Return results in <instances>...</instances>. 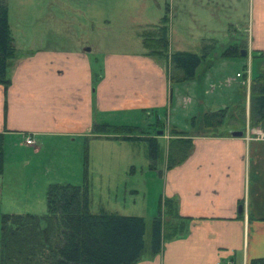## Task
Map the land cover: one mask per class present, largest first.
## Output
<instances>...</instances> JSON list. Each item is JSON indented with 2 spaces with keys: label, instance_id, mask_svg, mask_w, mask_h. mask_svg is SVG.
Segmentation results:
<instances>
[{
  "label": "crops",
  "instance_id": "crops-1",
  "mask_svg": "<svg viewBox=\"0 0 264 264\" xmlns=\"http://www.w3.org/2000/svg\"><path fill=\"white\" fill-rule=\"evenodd\" d=\"M234 1L191 0L233 8L239 0ZM248 4V38L235 44L239 54L219 59L215 52L213 58L209 49L195 77L180 82H171L167 58L145 52L105 53L102 59L92 57L88 47L17 52L7 68L10 82L0 83L4 134L0 213L43 209L32 198L35 190L16 186L18 174L8 176V171L18 169L17 159H9L5 146L9 136L20 135L25 145L40 151L42 135L90 133L96 110L141 109L160 117L163 109L171 128L187 130L193 146L187 158L172 167L167 164L168 150L164 156L166 185L159 200L164 210L162 247L157 253L146 249L135 264H264V118H258L254 104L259 85L264 84V0H248ZM184 91L197 99L186 107L185 118L226 106L233 115L220 128L205 129L200 122L184 126L185 118L172 113L174 97ZM190 96L184 95V100L192 102ZM233 129L243 134L233 135ZM26 135L36 143L27 144ZM30 162L27 159L25 164ZM166 199L176 207L174 218L170 219ZM172 225L182 227L169 237Z\"/></svg>",
  "mask_w": 264,
  "mask_h": 264
},
{
  "label": "rangeland",
  "instance_id": "rangeland-1",
  "mask_svg": "<svg viewBox=\"0 0 264 264\" xmlns=\"http://www.w3.org/2000/svg\"><path fill=\"white\" fill-rule=\"evenodd\" d=\"M7 2L9 23L18 54L37 48L63 50L77 47H90V55L99 59L105 53L141 54L146 51L142 42L143 29L159 23L166 11L170 17L171 50L187 49L202 53L203 44L210 43L211 57L215 58V52H218L217 58L223 59L232 44L244 43L248 38V0H239L234 8L229 5L217 6L212 2L202 6L200 3H192L191 0ZM176 87H179L178 83ZM199 90L201 94L202 91ZM186 92L174 97L173 117L179 115L185 118L186 107L196 103L194 94L191 91ZM187 94L191 95L192 102L184 100L183 96ZM193 114L185 118L186 122L181 120L182 124L186 123L184 126L193 127ZM159 115L160 117L156 112L148 113L141 109L96 110V122L90 133L71 136L42 135L39 139L40 151H34L32 145H25L20 135L9 136L5 146L9 159H17L15 165L18 164V169L8 171V176L11 174L13 178L18 174L19 182L16 186L35 190V197L32 198L40 204V208L43 207L36 213L47 210L46 191L50 182L80 184L87 178L91 211L143 215L146 219V249H149L154 216L158 212L159 200L166 185L163 175L164 156L170 139L175 135L167 123L170 118L166 110L161 109ZM105 122L141 126L131 134L157 137L159 158H154L148 139H124L117 135L130 132L114 128H95L96 124ZM86 155L88 170L85 174ZM27 159H31L30 164H25ZM21 182L25 184L20 185ZM19 197L20 195L16 198ZM174 216L171 214L170 219Z\"/></svg>",
  "mask_w": 264,
  "mask_h": 264
},
{
  "label": "trees",
  "instance_id": "trees-1",
  "mask_svg": "<svg viewBox=\"0 0 264 264\" xmlns=\"http://www.w3.org/2000/svg\"><path fill=\"white\" fill-rule=\"evenodd\" d=\"M7 0H0V83L8 84L7 68L17 55V46L9 23ZM168 12L159 23L142 31L145 54L167 58L168 74L172 83L194 78L197 67L210 49L204 43L203 52L177 49L170 50ZM238 55V46L231 45L225 55ZM258 89V88H257ZM254 96L255 111L264 118V84L259 85ZM230 107H220L193 116V126L198 123L205 128H220L232 116ZM98 130L109 128L130 132L117 137L124 139H148L154 158L160 156L157 137L131 134L139 125L96 124ZM175 135L170 139L167 164L172 167L184 161L193 137L187 130L172 127ZM4 134L0 132V173L4 171ZM85 156V174L88 170ZM47 210L44 213L30 211H5L1 213L0 264H135L146 250V219L143 215L118 212H92L88 179L83 183L52 182L47 191ZM167 209L177 215L172 199H166ZM162 202L155 215L151 233L150 251L161 250L163 239ZM182 226L169 227L167 236H173ZM262 260V259H260Z\"/></svg>",
  "mask_w": 264,
  "mask_h": 264
},
{
  "label": "built area",
  "instance_id": "built-area-1",
  "mask_svg": "<svg viewBox=\"0 0 264 264\" xmlns=\"http://www.w3.org/2000/svg\"><path fill=\"white\" fill-rule=\"evenodd\" d=\"M238 74L241 75L240 72ZM25 142L27 144H35L36 143V139L32 135H26L25 136Z\"/></svg>",
  "mask_w": 264,
  "mask_h": 264
},
{
  "label": "water",
  "instance_id": "water-1",
  "mask_svg": "<svg viewBox=\"0 0 264 264\" xmlns=\"http://www.w3.org/2000/svg\"><path fill=\"white\" fill-rule=\"evenodd\" d=\"M88 48H90V47H88ZM241 52H242V53H245V52H246L245 48L242 49ZM159 132H161V130H160ZM231 133H232L233 135H242V134H243V130H240V129H233V130H231Z\"/></svg>",
  "mask_w": 264,
  "mask_h": 264
}]
</instances>
